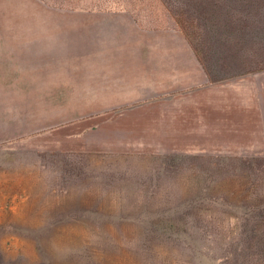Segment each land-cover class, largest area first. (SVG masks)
<instances>
[{
	"label": "rangeland",
	"instance_id": "374dc122",
	"mask_svg": "<svg viewBox=\"0 0 264 264\" xmlns=\"http://www.w3.org/2000/svg\"><path fill=\"white\" fill-rule=\"evenodd\" d=\"M164 1L0 0V43L13 47L31 36L55 50L79 10H129L141 25H180L205 51L215 82L228 76L224 83L231 95L237 86L238 94L264 95L252 78L264 75V0H180L188 7ZM190 3L197 5L196 14H190L194 18ZM5 74L0 73L1 80ZM2 93L0 88V264H194L198 253L191 246L208 245L203 238L178 242L158 236L168 217L183 212L184 202L206 200L186 210V219L199 217L202 225L222 232L227 239H215L222 245L237 237L233 215L264 209V172L253 167V158H264V145L93 147L115 133L110 124H118L117 115L138 111L129 117L146 113L156 118L158 104L95 115L97 105L76 103V97L55 96L48 104L38 97L30 104L8 102ZM81 133L91 146L85 147L88 154L99 155L96 151L104 148L146 153L144 168L137 166L123 177L134 184L99 187L93 174L80 175V156L68 153L79 148L69 147V138ZM22 134L32 135L10 144L9 138ZM79 178L84 185L66 183ZM76 194L79 199L73 198Z\"/></svg>",
	"mask_w": 264,
	"mask_h": 264
},
{
	"label": "crops",
	"instance_id": "0c3cea01",
	"mask_svg": "<svg viewBox=\"0 0 264 264\" xmlns=\"http://www.w3.org/2000/svg\"><path fill=\"white\" fill-rule=\"evenodd\" d=\"M141 23L129 10H79L76 22L63 28L56 51L31 36L13 47L0 43V73H6L0 77L3 97L30 104L37 103L38 97L46 104L53 103L55 96L76 97V103L97 105L95 115L158 104L156 118L146 113L134 120L129 117L138 111L117 115L118 124H110L115 133L101 137L93 147H262L264 95L238 94V86L231 95L229 84L224 83L228 76L221 75L215 82L205 51L180 25ZM252 78L257 92H264V75ZM55 88L60 90L55 92ZM23 135L8 140L24 143ZM81 135L69 138V147L80 149L68 153L80 156L76 165L81 166L80 175L93 174L99 187L131 186L133 182L123 177L137 166L144 168L147 154L106 148L96 151L99 155L88 154L85 147L91 146ZM150 136L158 138L152 141ZM114 177L120 179L115 182ZM81 181L66 183L84 185Z\"/></svg>",
	"mask_w": 264,
	"mask_h": 264
},
{
	"label": "trees",
	"instance_id": "16d2710c",
	"mask_svg": "<svg viewBox=\"0 0 264 264\" xmlns=\"http://www.w3.org/2000/svg\"><path fill=\"white\" fill-rule=\"evenodd\" d=\"M169 1V0H168ZM164 2H167L164 1ZM173 2H176L174 0ZM189 2V1H187ZM181 6L188 7L189 3H183V1L177 0ZM189 9V15L196 13V6L191 4ZM193 13H192V12ZM191 12V13H190ZM198 12V11H197ZM193 15H190L194 18ZM174 19V18H173ZM194 22V20H193ZM253 25H251L252 27ZM246 27H250L249 24ZM188 33V32H187ZM254 169L264 172V158H253ZM206 200L202 198H196L194 200H188L183 203L184 209L179 215L170 216L167 218L164 230H158V236L164 240H176L188 239L192 241L200 240L203 238L206 243L210 245H192V249L198 253L197 261L194 264H264V209L263 207H254L249 212H244L240 215H233L232 219L236 224L237 228L234 229V234L237 235L236 239L231 241L229 244L222 245L216 241V237H223L222 232L216 229L210 228L209 226L202 225L204 222L199 217H191L189 220L186 219L187 214L184 213L186 210L193 208L197 203H201ZM185 218V220H184ZM187 220V221H186ZM189 221L192 224L191 229L187 228ZM181 223V225H179ZM206 223V222H205ZM255 227L253 228V225ZM262 227L263 229H258ZM257 237V241L253 243L251 238ZM152 238V237H151ZM242 238L249 240L245 243L242 242ZM227 239V238H226ZM240 240V241H239ZM207 246V249H206ZM210 248V249H208ZM202 250V252H200ZM216 254L219 257H217Z\"/></svg>",
	"mask_w": 264,
	"mask_h": 264
}]
</instances>
